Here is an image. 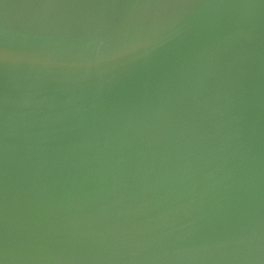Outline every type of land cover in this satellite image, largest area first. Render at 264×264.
<instances>
[{
	"label": "water",
	"instance_id": "obj_1",
	"mask_svg": "<svg viewBox=\"0 0 264 264\" xmlns=\"http://www.w3.org/2000/svg\"><path fill=\"white\" fill-rule=\"evenodd\" d=\"M0 264H264V0H0Z\"/></svg>",
	"mask_w": 264,
	"mask_h": 264
}]
</instances>
